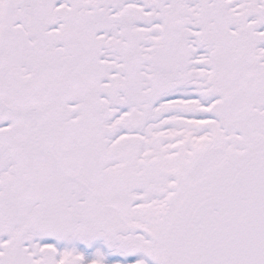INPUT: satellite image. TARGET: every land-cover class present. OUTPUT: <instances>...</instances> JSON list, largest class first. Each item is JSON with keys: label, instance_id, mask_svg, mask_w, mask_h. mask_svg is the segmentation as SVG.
Wrapping results in <instances>:
<instances>
[{"label": "snow or ice", "instance_id": "1", "mask_svg": "<svg viewBox=\"0 0 264 264\" xmlns=\"http://www.w3.org/2000/svg\"><path fill=\"white\" fill-rule=\"evenodd\" d=\"M0 264H264V0H0Z\"/></svg>", "mask_w": 264, "mask_h": 264}]
</instances>
